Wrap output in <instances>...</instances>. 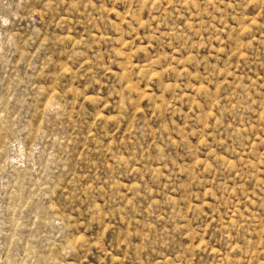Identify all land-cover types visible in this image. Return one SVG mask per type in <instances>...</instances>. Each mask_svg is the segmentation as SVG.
Masks as SVG:
<instances>
[{"label": "rangeland", "instance_id": "374dc122", "mask_svg": "<svg viewBox=\"0 0 264 264\" xmlns=\"http://www.w3.org/2000/svg\"><path fill=\"white\" fill-rule=\"evenodd\" d=\"M0 264H264V0H0Z\"/></svg>", "mask_w": 264, "mask_h": 264}]
</instances>
